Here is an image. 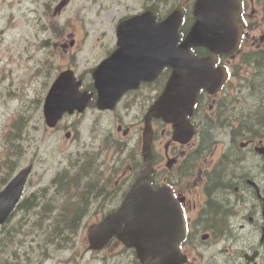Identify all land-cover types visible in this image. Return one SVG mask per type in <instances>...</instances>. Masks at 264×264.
<instances>
[{
  "label": "flooded vegetation",
  "instance_id": "flooded-vegetation-1",
  "mask_svg": "<svg viewBox=\"0 0 264 264\" xmlns=\"http://www.w3.org/2000/svg\"><path fill=\"white\" fill-rule=\"evenodd\" d=\"M196 1L174 0L173 9L183 15L181 42L195 23ZM240 2L245 24L241 45L217 56L216 66L226 69L227 78L218 92L198 95L188 117L194 127L191 139L177 142L171 124L152 120V183L169 190L184 218L181 264H264V0ZM195 53L214 56L202 48ZM167 79L125 96L114 113L112 150L139 147L141 124ZM126 159L129 171L118 168L120 176L97 197L110 212L139 175L132 163H140L137 150Z\"/></svg>",
  "mask_w": 264,
  "mask_h": 264
},
{
  "label": "rangeland",
  "instance_id": "rangeland-1",
  "mask_svg": "<svg viewBox=\"0 0 264 264\" xmlns=\"http://www.w3.org/2000/svg\"><path fill=\"white\" fill-rule=\"evenodd\" d=\"M90 0H78L68 12L73 16L72 24L75 23L76 14L78 12L84 13V8L87 6V2ZM30 4H33L32 9L43 0H28ZM10 0H6V5L3 10V15L6 19L0 21V28L4 30L2 41H0V54L3 56L0 63L1 69H5V72H0V143L6 142L5 134L11 128L13 121L20 115L25 116L28 119V125L30 126L31 136V150L32 153L26 158L28 163L32 158L33 153L39 154L44 157L47 162H40L37 166L36 173L32 180L35 184H46L53 176V173L58 168L63 154L71 151L75 153L84 144L74 143L66 144L63 142V134L61 131L51 132L45 129L43 125L42 106L37 107V100L42 98L44 83L48 81L57 73L58 66H64L65 58L57 60V56L53 58V62L56 63V70L48 77V73L45 69L39 72L43 68V64L46 61V57H43V51H40L37 56L35 55L36 43L39 44L43 39V34L39 33L38 39L35 40L33 27L20 22L18 17L17 6L12 7ZM44 9H41L40 14H43ZM65 14V16H64ZM45 16L47 14L45 13ZM14 17V18H13ZM90 17V16H88ZM87 17V18H88ZM13 18V19H12ZM68 15L65 13L59 16H53L48 21L65 25ZM8 20H12L8 22ZM62 22V23H61ZM78 27L80 25L76 22ZM37 38V36H36ZM33 55V56H32ZM39 106V104H38ZM91 116H86L85 122ZM73 122L76 119H71ZM66 120L64 124L68 123ZM92 121V120H91ZM91 121L83 122L81 127V141L82 143H90L91 134L89 133V125ZM85 123V124H84ZM38 126L39 129L34 131L31 129ZM51 144V149L46 150L43 147ZM54 168L52 167V164ZM46 174L44 173L45 169ZM43 179L44 181H42ZM92 223L88 221L87 225ZM77 249L73 248L65 253L53 256L50 261L45 264H73L66 262L67 259L78 253L75 264H90L87 263V254L84 253L83 236H81L76 244ZM98 257L90 259L92 264H98Z\"/></svg>",
  "mask_w": 264,
  "mask_h": 264
},
{
  "label": "water",
  "instance_id": "water-1",
  "mask_svg": "<svg viewBox=\"0 0 264 264\" xmlns=\"http://www.w3.org/2000/svg\"><path fill=\"white\" fill-rule=\"evenodd\" d=\"M214 0H208L207 4L213 2ZM218 2V0H215ZM220 2H224L222 6L218 7L216 6L215 8L212 9H208V7H206L205 9H203L204 13H215L216 14V19L214 21H211L209 19V17H207L208 22L210 25H212L213 23L219 25L216 27V31L219 33L221 31V29H223L226 26H229L231 29H235L238 25L239 22H237V20L235 19L236 16H231L230 13H227L226 11H231L234 10V4L235 1L234 0H220ZM208 6V5H207ZM204 32L201 31L200 33L202 34ZM203 43H205L207 46H220L222 48H225L226 45L229 43V41L227 40H222V41H218L216 37H212V36H203L202 38ZM65 82H63L61 85H59L55 91L53 92L54 94L60 95L65 91ZM74 104H79L80 106H84L86 104V98L85 96H81L80 98L76 97L74 99ZM81 109V108H79ZM147 173V172H146ZM25 177L26 174L23 173L20 176L17 177V179L12 183V185L10 187L7 188V190L2 193L0 195V224L3 223V221L6 219V217L8 216V214L12 211L15 202L18 201L21 189L24 185L25 182ZM147 178L144 176L141 179H139L137 185L135 186V188L133 189L131 195H129L131 198L130 200H128L127 205L124 207V209H122L118 214H116L114 217L109 218L105 221L104 224H102V228L105 232L109 233L112 232L113 228H116L118 226V224H120L123 221H129L130 224L131 223V218L127 217L126 212L129 208V206L131 205V203L136 201V197L141 195V194H149L150 190H149V186ZM150 219L149 217H147L146 214L139 216V217H135L134 218V223L135 225H140L143 224L144 228L143 230H140L142 233H144L146 230H148V225H149ZM146 229V230H145ZM115 231V230H114ZM127 239H126V244L130 245V246H135L137 248L138 251V256L141 259L143 264H153L149 262V257H148V252L145 248V245L143 244L142 241L139 240H134L136 237V234L133 233L132 231H129L127 233Z\"/></svg>",
  "mask_w": 264,
  "mask_h": 264
}]
</instances>
